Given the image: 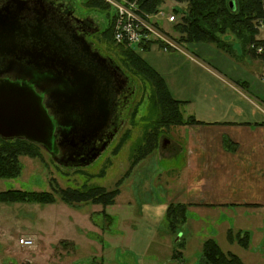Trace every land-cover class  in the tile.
<instances>
[{
    "label": "rangeland",
    "instance_id": "rangeland-1",
    "mask_svg": "<svg viewBox=\"0 0 264 264\" xmlns=\"http://www.w3.org/2000/svg\"><path fill=\"white\" fill-rule=\"evenodd\" d=\"M65 1L78 13L92 15L103 30L100 40L112 47L107 52L131 77L135 92L129 106L122 111L124 125L100 157L84 166L67 167L36 144V155L21 156L23 171L19 177L0 179V192H50L55 185L78 189L85 185L101 186L109 191L118 187L121 191L116 202L106 207L94 204L73 207L59 195L50 204L0 203V264H196L207 230L225 252L237 254L245 264H264V209L240 207L234 217L225 209L220 212L194 208L187 214L185 223L172 228L167 209L171 204L183 202L180 193L186 187L181 182L185 160L182 154L179 156V145H174V141L182 139L179 125L158 124L163 112L154 97L152 83L131 68L123 51L106 36L115 9L89 7L87 0ZM184 6L174 0H166L162 5L165 11L178 7L180 22L171 25L163 20V25L180 44V50L166 52L160 45L152 44L147 51L134 45L136 51L164 77L174 98L191 100L199 116H205L206 120L252 123L264 120L261 109L264 81L260 78V73L264 74V50L257 51L259 47L264 49V43L255 47L258 57L250 50L247 52L250 55L244 56L240 42L226 32L220 38L233 47L231 53L213 43L200 52L198 43L179 42L182 34L177 27L185 23L181 10ZM259 30L258 38L264 39V20ZM195 53L209 56L210 64L217 68L224 65L226 70L222 72L230 78H246L249 91L220 80V74L204 72L201 77L191 78L194 69L199 73L204 71L190 62ZM166 139L170 142L165 145ZM103 211L112 219L106 218ZM208 213L216 215L217 223L205 222L207 217L198 220V216ZM230 230L234 236L249 232V247L231 242ZM22 238L32 239L33 244H21ZM176 252H182L183 258H173Z\"/></svg>",
    "mask_w": 264,
    "mask_h": 264
},
{
    "label": "flooded vegetation",
    "instance_id": "flooded-vegetation-1",
    "mask_svg": "<svg viewBox=\"0 0 264 264\" xmlns=\"http://www.w3.org/2000/svg\"><path fill=\"white\" fill-rule=\"evenodd\" d=\"M101 31L65 0H0V84H26L42 96L56 123V161L67 167L100 157L135 92Z\"/></svg>",
    "mask_w": 264,
    "mask_h": 264
},
{
    "label": "trees",
    "instance_id": "trees-1",
    "mask_svg": "<svg viewBox=\"0 0 264 264\" xmlns=\"http://www.w3.org/2000/svg\"><path fill=\"white\" fill-rule=\"evenodd\" d=\"M137 1L141 9L148 13H155L166 0H129ZM185 5L184 24L178 25L177 29L182 34L179 42L185 43H213L217 47L228 52L233 51V47L224 44L220 35L230 32L232 36L240 42L242 54L244 56L255 55L256 45L264 43V39H259V24L264 20V0H174ZM231 1L235 2L236 8L231 7ZM86 5L97 9H108V5L103 0H87ZM178 13V7L174 8ZM114 19L105 34L109 41H114ZM123 51L130 62L131 68L139 75L150 81L154 87L157 103L162 108V116L158 124L160 126L202 124L195 116L185 118L182 107L185 101L174 98L166 84L164 77L153 68L135 49L124 45L116 44ZM252 46V47H251ZM251 47V48H250ZM150 49V45L143 48L144 51ZM258 57V56H256ZM263 59V58H262ZM35 143L23 138L4 139L0 144V179H13L22 174L23 166L21 156H34ZM225 146L230 150L235 149L233 142L226 138ZM34 151V152H33ZM36 155V154H35ZM120 189L109 191L101 186H88L85 188H62L58 185L52 191H24L8 190L0 192V203L33 202L40 204H50L57 200L56 195L68 205L76 207L81 204H94L106 207L116 202ZM188 205L184 203L171 204L167 209V217L173 229L177 224L185 223L187 220ZM106 218L112 217L103 211ZM228 238L231 242H238L245 248L250 245L249 232H239L236 236L229 231ZM181 252H176L174 258L181 259ZM201 262L203 264H243L241 258L233 252H225L218 242L207 239L202 248Z\"/></svg>",
    "mask_w": 264,
    "mask_h": 264
},
{
    "label": "crops",
    "instance_id": "crops-1",
    "mask_svg": "<svg viewBox=\"0 0 264 264\" xmlns=\"http://www.w3.org/2000/svg\"><path fill=\"white\" fill-rule=\"evenodd\" d=\"M199 46V51L202 52L208 43H198ZM195 54L190 62L204 71L199 73L194 69L192 74L190 73L191 78L199 75L201 77L204 72L213 76L220 74V80L232 82L243 91H249V82L246 78L242 76L230 78L228 74L222 72L226 70L224 65L217 68L210 64L209 56H205L204 53L203 56ZM260 76L261 81H264V74L260 73ZM244 96L247 98L245 94ZM184 101L182 107L184 117L195 116L203 121L202 124L179 125V135L182 134V139L174 141V145H179V156L182 154L185 160L181 166V175L184 178L181 182L186 187L180 193V197L183 198L181 203L188 205L187 214L194 208L195 210L212 208L220 212L225 209L231 216H234L235 212L238 213L240 207L264 209V120L255 123L210 122L205 116H199L197 107H194L191 100ZM261 109L264 114V108ZM226 138L233 142L235 149L230 150L225 146ZM214 216L208 213V216H198V220L203 221L207 217L205 222L209 224L213 222V225L217 223L215 221L217 217ZM233 224L234 222L231 225ZM207 231L202 237V246L207 239L214 238L209 237L210 232ZM210 235L212 236V233ZM199 253L196 264H203L202 251ZM181 254L183 258V253Z\"/></svg>",
    "mask_w": 264,
    "mask_h": 264
},
{
    "label": "water",
    "instance_id": "water-1",
    "mask_svg": "<svg viewBox=\"0 0 264 264\" xmlns=\"http://www.w3.org/2000/svg\"><path fill=\"white\" fill-rule=\"evenodd\" d=\"M231 7L236 8L234 1H231ZM55 130L56 123L42 96L32 86L7 82L0 84V138L26 139L44 147L57 160L59 149Z\"/></svg>",
    "mask_w": 264,
    "mask_h": 264
},
{
    "label": "built area",
    "instance_id": "built-area-1",
    "mask_svg": "<svg viewBox=\"0 0 264 264\" xmlns=\"http://www.w3.org/2000/svg\"><path fill=\"white\" fill-rule=\"evenodd\" d=\"M109 8L115 9L114 19V41L116 44L134 48L138 45L144 48L147 45L158 44L161 48L170 52L180 50V44L176 42L163 25V20L174 25L180 22L178 14L172 9L165 11L163 7L155 13L144 12L137 1L129 0H103ZM136 50V49H135ZM263 47L257 48L259 53L263 52ZM20 243L32 245V239L22 238Z\"/></svg>",
    "mask_w": 264,
    "mask_h": 264
}]
</instances>
